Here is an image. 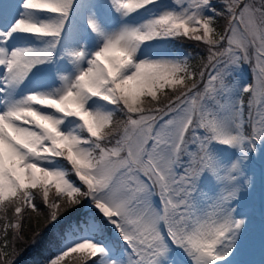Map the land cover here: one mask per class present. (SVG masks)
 I'll use <instances>...</instances> for the list:
<instances>
[{
  "label": "snow or ice",
  "instance_id": "6c2138e0",
  "mask_svg": "<svg viewBox=\"0 0 264 264\" xmlns=\"http://www.w3.org/2000/svg\"><path fill=\"white\" fill-rule=\"evenodd\" d=\"M262 149L264 0H0V264H235Z\"/></svg>",
  "mask_w": 264,
  "mask_h": 264
},
{
  "label": "rangeland",
  "instance_id": "374dc122",
  "mask_svg": "<svg viewBox=\"0 0 264 264\" xmlns=\"http://www.w3.org/2000/svg\"><path fill=\"white\" fill-rule=\"evenodd\" d=\"M247 79V76H245ZM246 171L251 177V188L243 193V200L237 205L247 212V227L232 257L235 264H264V201L260 204L261 193L257 187L258 177L264 179V154L252 153L246 164ZM60 251L55 250L56 254ZM71 254L66 261L73 260ZM180 259H184L182 256Z\"/></svg>",
  "mask_w": 264,
  "mask_h": 264
},
{
  "label": "trees",
  "instance_id": "16d2710c",
  "mask_svg": "<svg viewBox=\"0 0 264 264\" xmlns=\"http://www.w3.org/2000/svg\"><path fill=\"white\" fill-rule=\"evenodd\" d=\"M40 206V201H35ZM44 209L41 206V213ZM47 220L43 214L31 213L26 220L22 237L16 241L13 247L11 259L13 264H48L54 256L55 250L61 245L56 237V229L48 227ZM68 264H76L68 260Z\"/></svg>",
  "mask_w": 264,
  "mask_h": 264
},
{
  "label": "bare ground",
  "instance_id": "6f19581e",
  "mask_svg": "<svg viewBox=\"0 0 264 264\" xmlns=\"http://www.w3.org/2000/svg\"><path fill=\"white\" fill-rule=\"evenodd\" d=\"M257 187H258V180H257ZM258 190L262 192V196L260 198V204H262L264 201V188L261 187Z\"/></svg>",
  "mask_w": 264,
  "mask_h": 264
}]
</instances>
